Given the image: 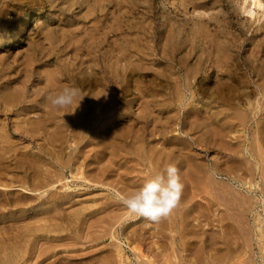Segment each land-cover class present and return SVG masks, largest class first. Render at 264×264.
<instances>
[{
    "label": "rangeland",
    "instance_id": "obj_1",
    "mask_svg": "<svg viewBox=\"0 0 264 264\" xmlns=\"http://www.w3.org/2000/svg\"><path fill=\"white\" fill-rule=\"evenodd\" d=\"M63 1L64 0H55L56 5L51 8L44 5L31 9L23 7L24 9L22 12L24 14V19L28 16L30 20H28L23 31L22 26L20 29L14 31L17 32L16 34L20 37L15 43H3L2 38H0V62H5V64L10 62L12 65H15V71L9 69L10 75L14 76L17 69L23 66L24 59L31 53V47H27V44L39 42L40 44L38 43L39 45L36 47L38 52L42 50V53H39V56L42 57L39 63L44 62L45 65L35 68L34 85L29 89L28 94H31L33 91L36 92L37 90L35 89L37 87H43L45 82L43 78H39L36 73L38 74L46 68L45 71H50L49 74L53 73L54 76H51L54 78L58 67L63 62L69 63V50L71 47H65V41L69 42V35L74 32L82 34L86 27H91L97 22V25L101 26L100 28H103L102 30H104V32L110 28L115 29L113 33H115L116 36L111 39V41L113 40L112 43L115 45L113 47H100L101 49L103 48V50L106 49L104 50L106 53L107 51L108 53L111 51V53L108 54V56L110 55L109 57L112 58L111 63L109 62L108 64V62L105 61L103 66H106L105 68L110 71L112 70L111 72L114 75V79L115 81L117 80L116 84H118H115V86L125 88L126 91L121 93L116 88V93H119L117 94L118 96L116 95L113 108L108 110L110 112L107 110L105 112V110H103L99 112L100 114H97V116L94 115L93 119H90L91 114H89L90 118L89 116L88 118L90 121L92 120V123L88 120L89 124L87 125L88 127H92L88 131L85 129L86 132L84 131L85 134L80 141L77 139L74 140L76 145L72 142L73 139L71 140L70 138L68 140L65 136L59 140H56L57 136L55 138L53 137V139L49 136L51 140L47 141L42 134L34 136L33 139L31 138L33 140L31 142L27 136L24 137L23 134L18 132L15 137H12L14 140L11 139L13 142L15 139L17 140L13 145L14 147L9 144H6L5 147L3 146L5 143L0 144V155L3 156H0V182L6 184L5 187H0V235L2 237H0V248L2 250L6 248L12 249L15 245L23 244L24 251L22 253L25 256H21L18 264H24L26 261L28 264H85L83 261L79 263L78 261L73 262L72 260L83 256L92 257L93 255L95 257L97 256L98 264H109L110 258L108 259V256H113V258L116 257L113 253H117L116 244H121L123 247V254H125L126 261L124 258L121 260L122 262L124 260V264H146L138 258H135L134 251L131 249L135 246V243L139 245L137 247L141 246V253L143 252L147 255L142 253L146 256L145 258L148 259V256L153 254L150 256L152 260L154 259L152 264H157L159 262L161 264H171L172 262V264H182V262L183 264H264V244H260V242L264 243V236H261L260 232L257 231L258 223L256 221V216L259 213L261 214V219H263V209L261 207L262 193H260L259 190L254 191V185L256 183H258L260 187L264 186V180H260L264 177L253 180L252 177L247 176L248 179L251 180L243 181L246 177L244 175L242 176V167L244 163L242 164L243 154L241 148H243L244 144L252 142L250 139H253L255 134H253L254 128L251 125L250 127L249 125L244 127L240 124L241 115L243 114L240 115V113L242 110L241 108L245 106L244 99L249 100L250 98V100L254 101V97L251 98L252 95L249 98L245 96L242 97L238 95V91H240V88L241 90L243 88V90L247 89L244 82L247 81V77H250V74L247 69H243L241 66L235 68L233 65L227 67L224 66V64L222 66L220 64L216 67V71H218L220 75L218 74L216 76L218 72L215 73L216 71H214L212 74L213 80L209 75L211 73L210 59L213 58V54L219 47L226 49V54L224 53V56L231 58L230 64L231 62H234V64L242 63V61L251 64L254 63L256 57L251 51L249 52V49L250 46H252V44L254 46L256 42L257 44H255V46H258V49H263L264 51V15L262 14L264 13V7H255L251 15L247 13L248 11L246 10H248V7H246L247 4L243 2V0H89L90 5L94 6V1L97 4H95L96 6L93 9H89L87 3H82L84 0H78L81 2L82 6L80 5L75 10L76 7H70L71 9L67 8ZM1 7L2 4L0 0V8ZM78 11L80 12L77 13ZM11 16H13V14ZM96 17L97 19H95ZM109 35H111V33ZM253 46L251 49L254 48ZM184 51L185 53H183ZM252 57L254 59H251ZM232 59L234 61H231ZM261 61L262 59H258V63L260 62L261 64ZM221 70L227 73L228 77H226L227 75ZM165 71H167V73ZM126 72L131 75L128 74L127 76ZM186 73L189 79L193 81L191 82L188 79L187 82L190 81V84L187 87L184 81ZM222 73L225 75L223 76ZM124 76L129 80L127 83L126 80L123 79ZM172 76L175 78H172ZM214 76L217 80L221 81L214 79ZM225 78L229 80L226 81ZM172 79L174 80V84L171 82L173 81ZM37 80L41 81L38 83ZM214 82L218 83L214 84ZM38 84L40 86H38ZM172 85L178 86L173 87ZM231 85L232 87L238 85L237 88L235 87V91L233 90L234 92L228 91L232 89ZM99 87L100 85H92L84 89L86 92H83L88 93L95 88L97 93L101 89L100 87L98 90ZM166 87H168L167 90ZM170 87H173V90ZM174 88L178 91H174ZM207 89L210 90L209 93ZM93 92L95 93V90ZM29 96V98H33L35 95L32 93V95ZM143 96L145 98H143ZM241 97L243 98L242 100H240ZM83 102L88 104L90 100L87 101V99L84 98ZM141 103H144L146 106ZM146 103H148V105ZM45 106L43 104L41 107L44 108ZM232 111L235 112V117ZM32 112L41 115V111H31L30 114ZM236 112L237 114L239 113L240 119L237 117L238 115ZM242 112H244V110H242ZM35 113L34 115L31 114L32 116L30 115L29 117H38L39 114L37 115ZM2 116H0V129L3 127V118L5 117ZM22 116L23 115L20 114H12L10 118L12 117L13 119L15 117L17 119L14 118V120L21 122L25 119ZM18 117L19 119L22 118V120L19 121ZM78 119L82 120L80 117H78ZM10 123L8 127H12V121H10ZM206 123L207 125L211 123V126L209 125L211 129L209 128L208 130L209 126L204 128ZM250 123L251 121L249 124ZM47 124H49L50 128V125H52V127L57 125V123ZM191 124H193V127ZM196 124L198 126H196ZM49 127L48 130H50ZM203 128L205 131L202 130ZM51 129L53 130L55 128ZM52 130L50 131L52 132ZM251 136L253 137L250 138ZM43 142H45L46 145ZM48 142H52L53 144ZM15 145H17V148ZM47 146L51 149H48ZM55 146H58V148ZM54 147L57 150H55ZM238 147L240 149H238ZM12 148L16 149L13 150ZM108 148H110V150ZM2 149H4L5 154L4 152L2 153ZM6 149H12L13 152L16 150L15 153L17 152V156H15V160L11 157L14 153L8 150L10 151L8 154ZM46 149H48V151ZM61 149L62 153H56ZM147 150H151L152 152H148ZM18 151L22 152L19 153ZM108 151L110 152L108 153ZM178 151L181 153L179 154ZM159 153H161L162 156H160ZM26 155L27 157H25ZM56 155L58 156V160H56ZM66 155L68 158L64 159ZM165 155L167 158H165ZM153 156L156 160L154 163L155 165H153L152 162L154 161ZM156 156L157 159L159 158L161 160H157ZM54 157L56 159H54ZM159 161L164 162V164L162 162L160 164L163 165L157 164ZM170 162L175 163L180 169L182 183L184 184L180 200L172 209L171 215L169 214L166 217H162L159 221H150L144 217H139L130 213L123 205L122 197L131 194L133 190L141 187L145 180L149 178L150 173L162 171L164 169L163 167H166ZM62 163L64 165H62ZM150 165H152L151 167L153 168L156 166V169L157 167L158 169L156 170L154 168L155 170H152ZM158 165H160L162 169ZM227 167L228 169H223ZM80 170H83L82 172L84 173L80 174ZM239 171H241V173ZM209 173H211V176ZM205 174L206 178L204 176ZM186 176H188V181L184 180ZM211 177L213 179H211ZM207 178L210 183L207 182ZM57 179L61 180L58 181ZM201 179H206L205 181L203 180L206 182L203 186ZM22 180L24 181L22 182ZM219 180L228 185L224 186L222 183L221 185L223 186H221ZM211 181L214 182L213 184H216L217 187L212 185ZM217 182L219 183L217 184ZM40 184L41 186H39ZM209 184L212 186H209ZM198 185H200V188L197 187ZM20 186L35 188L33 190L35 193H25V191L23 192L24 189ZM213 189L216 193L213 192ZM227 189H229L228 192ZM231 189L234 191L236 190V193L233 191L230 192ZM13 190L15 192H13ZM221 190H225L227 194ZM189 191H191V193ZM234 193L235 195L237 193L239 194L235 196ZM28 194L31 196L28 197ZM220 194H224V197L229 195V198H231L225 197L223 199V195L221 197ZM244 194L248 197L251 194V201L247 196H245L247 197L245 203L243 201L246 199H242L243 201H241V197ZM214 195L217 196L215 197ZM239 195L241 196L239 197ZM194 197L195 199H193ZM201 197L203 198L202 200ZM217 197L218 202L215 199ZM219 199L223 200L224 203L226 201L228 203L226 202L224 205ZM227 199L232 200L228 201ZM14 200L16 202L19 200L17 202L19 205H16L17 203ZM219 202L222 204L220 205ZM242 202L246 205L247 209L242 205ZM204 203L208 204V210ZM179 205L182 206V209L179 208ZM197 205H200L199 208ZM228 205L230 206L228 207ZM231 205L233 208L235 207L234 210ZM224 206L228 209L231 208L230 211H233H231L232 214L227 211V208V210H225ZM81 208L86 211L84 210L83 213ZM236 208L239 209L237 210ZM54 209L56 211L63 209V211L61 210L56 213ZM202 209L205 211L203 210V212ZM173 210H175V213ZM196 210L203 212L202 215ZM80 211L82 212L81 215ZM236 211L237 213H234ZM191 212L196 216H193L195 218L192 217L193 214ZM196 212L199 214H195ZM240 212L244 219L240 217ZM42 213L43 215L49 214L50 218L48 219L52 222L57 221L61 227L54 231L52 228V233L50 231L47 233V230L41 231V233L38 231L35 233V230L32 231V229L37 227L36 224L39 225L44 223V220L42 222L37 221L39 217H42L39 216L42 215ZM228 214L231 216H227ZM237 215H239V217ZM33 216L35 218H33ZM168 216H173V218L171 217V219ZM218 217L220 218L218 219ZM233 217L236 218L234 221ZM32 218L36 219V221L32 220ZM81 218L82 220L86 219L83 222ZM120 219L121 221L118 222ZM180 219L183 221H180ZM27 220H30V222L32 221V224L30 222L27 223ZM219 220L220 223L218 222ZM239 221H241V225L239 223V225L237 224ZM180 222L182 223L180 224ZM191 222H194L196 225ZM243 224L245 226L247 224L248 227H243ZM222 226H225L223 227L225 230L221 228ZM138 227H142V230ZM128 228L129 230L134 229V231L131 230L133 231L131 233ZM75 230H78V232ZM137 230H139L140 233H138L139 231ZM245 231L248 233H245ZM28 232L30 233L27 234ZM110 232H114L117 239H112V233ZM226 233H228L230 237L229 240H232L231 244ZM123 234L125 235L123 236ZM136 234L138 235L135 236ZM182 234H185V236ZM223 234H225V237ZM80 235L82 237H80ZM139 235L143 237L141 238ZM162 235L163 237H161ZM213 236L214 238H212ZM22 237H24L25 240H23ZM27 237L31 239L29 240ZM62 237H65V240ZM140 238L141 241H139ZM33 240L34 242H31ZM25 242L27 245H25ZM232 242L234 243L232 244ZM95 244L98 245L95 246ZM164 244H166L167 247ZM182 244L184 245L183 248ZM173 245L175 247H173ZM259 245H263L260 246V251L259 247L257 248ZM80 247L81 250H79ZM92 247L94 249H92ZM233 247L235 248L234 250ZM147 248L148 251L146 252ZM149 248H151V250H149ZM153 248L156 249V252L152 250ZM107 249H109L108 251L110 252H108ZM170 249H173L171 250L173 251L172 253H174L173 255L169 253ZM157 250H159V253ZM81 251L82 253H80ZM90 251L91 253H88ZM160 251H164V253ZM175 251L177 253L179 251L178 255L177 253L175 254ZM231 252L233 253V257L230 254ZM1 254L3 257L4 253H0V255ZM98 254H100V256L102 254L103 257L101 256L99 259ZM167 254L169 257H167ZM155 255H158L157 260L159 261L156 260ZM170 256H174L171 262L169 261ZM184 257L187 259L185 260ZM58 258L59 260L57 261ZM113 258L111 260L112 263L119 264V259H117L118 261L116 260L118 256L115 259ZM151 258H149L150 261ZM174 258L176 260L175 263ZM50 259L54 261H50ZM102 260L105 262H102ZM64 261L67 262L65 263ZM106 261L108 263H106Z\"/></svg>",
    "mask_w": 264,
    "mask_h": 264
},
{
    "label": "bare ground",
    "instance_id": "obj_2",
    "mask_svg": "<svg viewBox=\"0 0 264 264\" xmlns=\"http://www.w3.org/2000/svg\"><path fill=\"white\" fill-rule=\"evenodd\" d=\"M243 2H245L246 4H247V6L246 7H248V10H246V11H248L247 13H249V14H253V11H254V8L255 7H264V2H263V0H243ZM63 3L65 4V6L67 7V8H70V7H76L75 8V10L77 9V7H79L80 5H81V2L80 1H78V0H64L63 1ZM82 3H87V7L89 8V9H93L97 4H96V2L94 1V3L96 4H94V6H92V5H90V2H89V0H84V1H82ZM183 3H186V2H183ZM1 4H2V7L0 8V19H1V28H0V38H2V40H3V43H10V42H14L15 43V41H18V39L20 38L19 37V35H17L16 33L17 32H14L15 30H17V29H20L21 28V26H22V31L25 29V27H26V25H27V22H28V20H30V18H28V16H26V18L24 19V14H23V7H25L26 9H31V8H35V7H40V6H47L48 8H51V7H54L55 5H56V2H55V0H1ZM61 5V4H60ZM62 6V5H61ZM82 6V5H81ZM64 7V6H63ZM103 7V6H102ZM71 9V8H70ZM61 10V9H60ZM98 10V9H97ZM103 10V9H102ZM111 10V9H110ZM104 11V10H103ZM119 11V10H118ZM67 12V11H66ZM69 12V11H68ZM80 11H78L77 13H79ZM264 12V11H263ZM13 14V16H11ZM263 15H264V13H262ZM90 17V16H89ZM24 19V20H23ZM95 19H97V17L95 18ZM92 22V21H91ZM90 22V23H91ZM94 23V22H93ZM93 25V24H92ZM84 26V25H83ZM164 26V25H163ZM75 27V26H74ZM77 27V26H76ZM101 26H98L97 25V22H95L94 23V25L93 26H91V27H86L85 28V30L82 32V34L81 33H79V34H77V33H71L70 35H69V42H67V41H65V47H71L70 48V50H69V53H70V61H69V63H62L59 67H58V69H57V72L55 73V77L54 78H52V76L51 75H53V73L52 74H49V72L50 71H48V70H46L45 71V69L43 70V71H41L40 73H36V75L39 77V78H43V80L45 81L44 82V86L43 87H41V88H36L35 90H37L36 92L35 91H33L32 93L35 95V96H33V98H29L30 96L29 95H32V93L31 94H28L29 93V89L31 88V86H33L34 84H33V82H34V70H35V68L36 67H41V66H43V65H45L44 64V62H41V63H39V61L42 59V57L41 56H39V53L41 52L42 53V50L41 51H37V49H36V47H37V45H39L40 43L39 42H32V43H28L27 44V47H31L30 48V54H28V56H27V58L26 59H24V63H23V66L22 67H20V68H18L17 69V71L14 73V76H11L10 75V72H9V69H12V71H15L14 69L16 68L15 67V65H12V63H6L5 64V62L4 63H2V62H0V116H5L4 118H3V127L0 129V144H4L5 143V145H3V146H5L6 147V144H9L10 146H13L14 144H15V141L17 142V140L15 139V141L13 142L12 140H14V139H12V137H15V135H17V132L18 133H21V134H23V136L25 137V136H27L28 137V139L32 142L33 140V138H34V136H36V135H41L42 134V136L44 135L45 136V139L48 141V140H51L50 139V137H52V139H53V137L55 138L56 136H57V138H56V140H59V139H61V138H63L64 136L69 140L70 138H71V140L73 139V141L72 142H74V140L75 139H77V140H79L80 141V139H82V137L84 136V134H85V129L88 131V130H90V128L92 127V126H89L88 127V125L87 124H89V121H90V119H93V117H94V115H96L97 116V114H100L99 112H101V111H103V110H105V112H106V110L108 111L110 108H113V104H114V100L116 99V95L119 93V92H121V93H124L126 90H125V88H119V86L117 87V86H115V84H116V81H115V79H114V75L112 74V70L110 71V70H108L107 68H105L104 66H103V63L106 61V62H108V64H109V62L111 63V60H112V58L111 57H109L108 56V54L109 53H111V51H109V53H108V51H107V53H106V51H104V50H106V49H104L103 50V48L101 49L100 47H113L115 44H113L112 42H113V40L111 41V39L112 38H115L114 36H116L115 35V33H113V30H115L114 28H110L109 30H106L105 32H104V30H102L103 28H100ZM83 30V29H82ZM21 31V30H20ZM42 31V30H41ZM76 31V30H75ZM111 33V35H109ZM136 33V32H135ZM134 40V39H133ZM164 40V39H163ZM135 42H136V40H135ZM261 42V41H260ZM39 43V44H38ZM178 43V42H177ZM253 43V42H252ZM53 44V43H52ZM61 44H62V41H61ZM215 44V43H214ZM255 44H257V42L256 43H254V46H253V44H252V46L254 47V48H252L251 49V47L252 46H250V49H249V52L251 51V53L256 57V60H255V62L254 63H248V62H246V61H242V63H235L234 64V62L232 63L231 62V64H230V59L231 58H227L226 56H224L226 53H225V51H226V49L225 48H220L219 47V49L217 48V50H216V52L213 54V58H211L210 59V67H211V73L209 74L210 75V78L213 80V78H212V74H213V72L214 71H216L217 70V66H219L220 64H221V66L224 64V66H229V65H233L235 68H238L239 66H241V68H243V69H247L248 70V72H249V74H250V77H247V81H245L244 82V84H246V87H247V89H245V90H241V88H240V91H238V95H240V96H245V97H247V98H249L251 95V98L252 97H254V101H252V100H250V98H249V100L247 99H244V101H245V103H244V108H241L242 110H244V112H242V110H241V113H240V115H241V119H240V117H239V113L237 114V110H236V108H235V110L237 111L236 112V114L238 115H236L237 117H239V119L241 120V122H240V124L241 125H243L244 127H246V126H248L249 125V127H250V125L254 128V132H253V134H255V137L253 138V139H250V140H252V142H249V144H244V146H243V148H241V152H242V154H243V161H242V164H243V174H242V176L244 175L245 177H246V179L244 180L243 179V181H246V180H249L248 179V177L247 176H249V177H252V179L253 180H255V179H258V178H263L264 177V51H263V49H258V46H255ZM177 45V44H176ZM128 46V45H127ZM129 47H130V45H129ZM177 47V46H176ZM217 47V46H216ZM171 48V47H170ZM263 48V47H262ZM110 49V48H109ZM112 49V48H111ZM119 49V48H118ZM206 49H208V48H206ZM185 50V49H184ZM261 50V51H260ZM209 51V50H208ZM37 52H38V57H37ZM104 52V53H103ZM40 53V54H41ZM181 53H182V51H181ZM183 53H185V51L183 52ZM225 53V54H224ZM251 53H250V55H251ZM47 54V53H46ZM120 54V53H119ZM199 54H200V52H199ZM49 55V54H48ZM46 56V55H45ZM197 56H198V54H197ZM47 57V56H46ZM84 57H87V58H84ZM115 57V56H114ZM230 57H232V56H230ZM234 57V56H233ZM123 58V57H122ZM208 58V57H207ZM209 59V58H208ZM207 59V60H208ZM248 59V58H247ZM251 59H254L253 57L251 58ZM258 59H262V63L260 64V62L258 63ZM229 60V61H228ZM199 61V60H198ZM201 61V60H200ZM231 61H234L233 59L231 60ZM121 62V61H120ZM257 62V63H256ZM118 63V62H117ZM205 63V62H204ZM203 63V64H204ZM54 64V63H53ZM259 64V65H258ZM118 65V64H117ZM133 65V64H132ZM53 66V65H52ZM220 66V67H221ZM115 67V66H114ZM183 67V66H182ZM193 67V66H192ZM227 67H226V69H227ZM230 67V66H229ZM50 68V67H49ZM121 68V67H120ZM225 68V67H224ZM48 69V68H47ZM54 69V68H53ZM168 69H170V68H168ZM225 69V70H226ZM194 70V69H193ZM197 70V69H196ZM207 70V69H206ZM223 70V69H222ZM221 70V71H222ZM54 71H55V69H54ZM138 71V70H137ZM191 71V70H190ZM220 71V72H221ZM157 72H158V70H157ZM164 72V71H163ZM166 73H167V71H165ZM186 72V71H185ZM218 71H216L215 73H217ZM223 72V71H222ZM227 72V71H226ZM127 73V72H126ZM223 73H225V72H223ZM222 73V74H223ZM128 74L129 73H127V76H128ZM190 74V73H189ZM219 74V72L216 74V76ZM227 76L226 77H228V74L227 73H225ZM225 74H223V76L225 75ZM129 75H131V74H129ZM198 75V74H197ZM220 75V74H219ZM54 76V75H53ZM165 76V75H164ZM174 76H176V75H174ZM192 76V75H191ZM190 76V78L192 79V77ZM134 77V76H133ZM132 77V78H133ZM170 77V76H169ZM221 77H222V75H221ZM165 78V77H164ZM172 78H175V77H173L172 76ZM177 78V77H176ZM123 79H125L126 80V83L129 81V80H127V78H126V76H124L123 77ZM189 79V76L187 75V73H186V75H185V78H184V81H185V85H186V87L187 86H189V82L191 81L190 79V81L189 82H187V80ZM214 79H216V77L214 76ZM219 79H221V78H219ZM226 79V78H225ZM233 79V78H232ZM147 80H149V79H147ZM152 80V79H151ZM173 80V79H172ZM175 80H177V79H175ZM217 80V79H216ZM215 80V81H216ZM227 80H229L228 78L226 79V81ZM38 81V83L41 81V80H37ZM133 81V80H132ZM139 81H141V82H143L142 80H139ZM178 81V80H177ZM176 81V82H177ZM197 81V80H196ZM217 81H221V80H217ZM223 81V80H222ZM131 82V81H130ZM155 82H156V80H155ZM171 82H173V84H174V80L173 81H171ZM191 82H193V81H191ZM198 82V81H197ZM229 82V81H228ZM150 83V82H149ZM164 83V82H163ZM213 83V82H212ZM215 83H218V82H214V84ZM232 83V82H231ZM125 84V83H124ZM155 84V83H154ZM153 84V85H154ZM159 84V83H158ZM175 84H178V83H175ZM238 84V83H237ZM92 85H97V86H99L100 85V87H101V89H100V87L98 88V90L100 89V91H98L97 93H96V89L95 88H93L94 90H95V93L93 92V91H90V92H88V93H85L86 91L84 90V89H86V88H88V87H90V86H92ZM116 85H118V84H116ZM139 85V84H138ZM161 85H162V83H161ZM217 85V84H216ZM225 85V84H224ZM38 86H40L39 84H38ZM42 86V85H41ZM65 86H74V87H78V88H80L81 89V91H82V95L81 96H79V97H77V99H76V101H74V103L72 104V105H70V106H68L67 108H64V109H57V108H54L52 105H51V103H50V101H49V96L50 95H52V94H54V93H56V92H58V91H60V90H62ZM136 86V85H135ZM159 86V85H158ZM157 86V87H158ZM173 87H177V86H175V85H172ZM211 86V85H210ZM213 86V85H212ZM235 86V85H234ZM238 86V85H237ZM237 86H235L236 88H237ZM146 87V86H145ZM144 87V88H145ZM173 87L171 88L172 90H173ZM196 87V86H195ZM235 87H232V85H231V88L232 89H229L228 91H235ZM33 88V87H32ZM116 88H117V90L119 91L118 93H116ZM167 88L168 87H166V90H167ZM193 88V87H192ZM207 88H208V86H207ZM220 88V87H219ZM226 88V87H225ZM131 89V88H130ZM140 89V88H139ZM142 89H143V87H142ZM178 89H179V87H178ZM138 90V89H137ZM154 90V89H153ZM165 90V89H164ZM165 90V91H166ZM208 90V89H207ZM83 91H85V92H83ZM132 91V90H131ZM141 91V90H140ZM171 91V90H170ZM174 91H178L177 89L175 90V88H174ZM191 91V90H190ZM197 91V90H196ZM209 91L210 90H208V93H209ZM233 91V92H234ZM91 92H93V93H91ZM173 92V91H172ZM188 92H189V90H188ZM193 92V91H192ZM212 92V91H211ZM217 92V91H216ZM131 93V92H130ZM137 93V92H136ZM144 93V92H143ZM151 93V92H150ZM171 93V92H170ZM175 93V92H174ZM173 93V94H174ZM181 93V92H180ZM200 93V92H199ZM221 93H223V92H221ZM227 93H229V92H227ZM133 94H135V93H133ZM138 94V93H137ZM141 94V93H140ZM176 94V93H175ZM178 94V93H177ZM193 94V93H192ZM191 94V95H192ZM217 94V93H216ZM136 95V94H135ZM171 95V94H170ZM182 95H183V91H182ZM234 95V94H233ZM118 96V95H117ZM126 96V95H125ZM141 96V95H140ZM145 96V95H144ZM143 96V98H145ZM156 96V95H155ZM166 96V95H165ZM174 96H176V95H174ZM222 96V95H221ZM232 96V95H231ZM95 97V98H94ZM154 97V96H153ZM157 97V96H156ZM159 97V96H158ZM162 97H164V96H162ZM240 98V100H242L243 98ZM84 98L85 99H87V101H89L90 100V103H88V104H86V103H84L83 102V100H84ZM95 100H94V99ZM143 98H141V99H143ZM179 98H180V96H179ZM229 98H230V95H229ZM141 99H139V100H141ZM234 99V98H233ZM237 99V98H236ZM94 100V101H93ZM138 100V99H137ZM104 101V102H103ZM229 101V100H228ZM235 101V100H234ZM236 101H238V100H236ZM46 103V104H45ZM144 103H145V101H144ZM144 103L142 104V105H144ZM190 103V102H189ZM44 104V106L46 107V108H48V109H46L45 107L44 108H42L41 106ZM147 105H148V103H146ZM142 105H141V107H142ZM230 105V104H229ZM236 105V104H235ZM235 105H233V106H235ZM48 106V107H47ZM124 106V105H123ZM144 106H146V105H144ZM232 106V107H233ZM149 107V106H148ZM241 107V106H240ZM143 108V107H142ZM142 108H140V109H142ZM228 108V107H227ZM238 109V108H237ZM123 110V109H122ZM233 110V109H232ZM240 110V109H239ZM31 111H41V115L39 114V116L38 117H34L33 116V118L32 117H29L31 114H33L34 115V113L32 112L31 114H30V112ZM104 112V113H105ZM108 112H110V111H108ZM233 112V111H232ZM234 113V117H235V112H233ZM12 114H20V115H23L22 117H24L25 119L23 120V121H21L22 120V118L21 119H19V117H18V119H19V121H21V122H18V121H16V120H14V118L12 119V117L10 118V116L12 115ZM35 114H37V113H35ZM37 114V115H38ZM89 114H91V118H90V115ZM36 115V116H37ZM2 116V117H3ZM32 116V115H31ZM88 116H89V118H88ZM78 117H80V118H82V120H79L78 119ZM236 117V118H237ZM12 119V120H11ZM15 119H17V118H15ZM58 119V120H57ZM238 119V118H237ZM238 119V120H239ZM89 120V121H88ZM237 120V121H238ZM1 121V120H0ZM10 121H12V127H8V125H9V123H10ZM92 121V120H91ZM90 121V122H91ZM94 121V120H93ZM109 121V120H108ZM251 121V123L249 124V122ZM127 122V121H126ZM43 123V124H42ZM47 123H57V125H55V127H52V125H50L51 126V128H55V129H51L50 127H49V124H47ZM92 123V122H91ZM90 123V124H91ZM221 123V122H220ZM1 124V123H0ZM11 124V123H10ZM53 124V125H54ZM140 124V123H139ZM194 124V123H193ZM193 124H191L192 125V127H193ZM211 124V123H210ZM209 123H208V125H207V123L205 124V125H203V126H205L204 128H206L207 126H209L210 125ZM195 126V125H194ZM196 126H198L197 124H196ZM211 126V125H210ZM210 126L208 127V130H209V128H210ZM1 127V126H0ZM48 127H49V129L50 130H52V132L50 131V130H48ZM191 127V126H190ZM105 128V127H104ZM140 128V127H139ZM204 128L202 129V130H204ZM188 129V128H187ZM198 129V128H197ZM211 129V128H210ZM140 130V129H139ZM165 130V129H164ZM189 130V129H188ZM253 130V129H252ZM85 131V132H84ZM187 131V130H186ZM205 131V130H204ZM211 131V130H210ZM111 132V131H110ZM135 132H137V131H135ZM141 132V131H140ZM104 134V133H103ZM163 134V133H162ZM252 134V135H253ZM106 135V134H105ZM139 135V134H138ZM250 135V134H249ZM20 136V135H19ZM50 136V137H49ZM119 137H121V136H119ZM132 137V136H131ZM253 136H251L250 138H252ZM32 138V139H31ZM42 138V137H41ZM107 138V137H106ZM134 138V137H133ZM132 138V139H133ZM12 139V140H11ZM42 140V139H41ZM43 140H44V138H43ZM46 140H44L45 142H46ZM96 140V139H95ZM61 141V140H60ZM108 141V140H107ZM112 141V140H111ZM111 141H109V142H111ZM120 141V140H119ZM45 142H43V143H45ZM76 142H78V141H76ZM34 143H35V141H34ZM47 143V142H46ZM46 143H45V145H46ZM48 143H51V144H53L52 142H48ZM75 143V142H74ZM79 143V142H78ZM77 143V144H78ZM41 144H42V142H41ZM104 144H106V143H104ZM59 145V144H58ZM61 145V144H60ZM75 145H76V143H75ZM91 145V144H90ZM121 145H124V144H121ZM236 145V144H235ZM234 145V146H235ZM17 145H15V147H16ZM25 146H27V145H25ZM143 146V145H142ZM164 146V145H163ZM162 146V147H163ZM239 146V145H238ZM9 147V146H8ZM14 147V146H13ZM48 147V146H47ZM46 147V148H47ZM52 147V146H51ZM55 147H57L58 148V146H55ZM54 147V148H55ZM65 147V146H64ZM109 147V146H108ZM111 147H112V145H111ZM121 147V146H120ZM3 148V147H2ZM11 148V147H10ZM17 148V147H16ZM16 148H12L13 150L14 149H16ZM107 148V147H106ZM113 148V147H112ZM119 148V147H118ZM142 148V147H141ZM175 148V147H174ZM12 149H6V151L8 152V154H9V152L10 151H12V153H14V154H12L11 155V157H13L14 158V160H15V156H17V152L15 153V151L13 152V150ZM48 149H51V148H49L48 147ZM48 149H46L47 151H48ZM109 150H110V148H108ZM107 149V150H108ZM238 149H240L239 147H238ZM8 150H10V151H8ZM19 150H21V149H19ZM55 150H57L56 148H55ZM76 150V149H75ZM153 150V149H152ZM160 150V149H159ZM180 150V149H179ZM24 151V150H23ZM74 151V150H73ZM142 151V150H141ZM148 152H150L151 150H147ZM171 151V150H170ZM181 151V150H180ZM180 151H178L179 152V154L181 153ZM189 151H190V149H189ZM233 151H235V150H233ZM4 152V149H2V153ZM19 152V151H18ZM20 152H22V151H20ZM19 152V153H20ZM56 152V151H55ZM67 152V151H66ZM65 152V153H66ZM72 152V151H71ZM110 151H108V153H109ZM152 152V151H151ZM164 152V151H163ZM236 152V151H235ZM56 153H62V149L59 151H57ZM73 153V152H72ZM72 153H71V155H72ZM177 153V152H176ZM194 153V152H193ZM4 154H5V152H4ZM16 154V155H15ZM146 154V153H145ZM160 154V156H162L161 155V153H159ZM238 154V153H237ZM21 155H22V153H21ZM24 155V154H23ZM148 155V154H147ZM156 155H158V154H156ZM183 155V154H182ZM0 156H2V155H0ZM5 156V155H4ZM57 156V155H56ZM140 156V155H139ZM146 156V155H145ZM155 156V155H154ZM153 156V159L155 158ZM159 156V157H160ZM168 156V155H167ZM3 157V156H2ZM1 157V158H2ZM19 157H20V155H19ZM25 157H27V155L25 156ZM142 157V156H141ZM149 157V156H148ZM147 157V158H148ZM151 157H152V155H151ZM185 157V156H184ZM68 157H67V155L65 156V158L64 159H67ZM164 158V157H163ZM165 158H167L166 157V155H165ZM226 158V157H225ZM21 159H22V157H21ZM25 159V158H24ZM54 159H56L55 157H54ZM149 159H150V157H149ZM156 159H157V156H156ZM175 159V158H174ZM186 159V158H185ZM23 160V159H22ZM56 160H58V156H57V159ZM146 160V159H145ZM152 160V159H151ZM157 160H161V159H157ZM171 160V159H170ZM226 160V159H225ZM18 161H20V160H18ZM66 161V160H65ZM149 161V160H148ZM186 161V160H185ZM188 161V160H187ZM199 161H201V160H199ZM21 162V161H20ZM20 162H17V163H20ZM59 162H60V160H59ZM153 162V165H155L154 163L156 162V160L154 159V161H152ZM151 162V163H152ZM162 162V161H161ZM160 161H159V163H157V164H160L161 163ZM164 162H165V159H164ZM164 162H162L163 164H164ZM173 162V161H172ZM171 162V163H172ZM67 163V162H66ZM65 163V164H66ZM187 163V162H186ZM189 163V162H188ZM231 163V162H230ZM61 164V163H60ZM68 164V163H67ZM66 164V165H67ZM150 164V163H149ZM157 164H156V166H157ZM163 164H160V165H163ZM227 164V163H226ZM62 165H64L63 163H62ZM160 165H158V166H160ZM236 166H238L237 164H235ZM152 165H150V167H151ZM156 166L154 167L155 169H156ZM165 166V165H164ZM189 166V165H188ZM205 166V165H204ZM239 166H240V164H239ZM161 167V166H160ZM185 167H186V165H185ZM226 167V166H225ZM7 168V167H6ZM153 167H151V169L153 170L154 169ZM164 168V167H163ZM184 168V167H183ZM47 169V168H46ZM154 169V170H155ZM157 169H158V167H157ZM156 169V170H157ZM160 169V168H159ZM161 169H162V167H161ZM160 169V170H161ZM223 169H228V167L227 168H223ZM48 170V169H47ZM233 170V169H232ZM81 172H79L80 174L81 173H84V172H82L83 170H80ZM185 171V170H184ZM183 171V172H184ZM195 171H197V170H195ZM156 172H158V171H156ZM198 172V171H197ZM240 173H241V171H239ZM185 173V172H184ZM207 174H208V172H207ZM211 173H209V175H210ZM231 174H232V172H231ZM239 174V173H238ZM49 175V174H48ZM83 175V174H82ZM205 176V178H206V174L204 175ZM208 176V175H207ZM211 176V175H210ZM2 177V176H1ZM187 177L188 176H186V179H184V180H187L188 181V179H187ZM62 178V177H61ZM64 178V177H63ZM85 178V177H84ZM184 178H185V176H184ZM210 178V177H209ZM51 179V178H50ZM49 179V180H50ZM208 179V178H207ZM211 179H213L212 177H211ZM240 179V178H239ZM52 180V179H51ZM58 181L59 180H61V179H57ZM57 180H55V181H57ZM204 180V179H203ZM202 179H201V181L203 182H201L202 183V186L204 185V183L206 184V182H204ZM242 180V179H241ZM251 180V179H250ZM249 180V181H250ZM260 180H264V178L263 179H260ZM12 181V180H11ZM14 181V180H13ZM24 180H22V182H23ZM198 181V180H197ZM209 181V179L207 180V182ZM214 181V180H213ZM217 181V180H216ZM222 181V180H221ZM6 182V181H5ZM8 182H9V180H8ZM47 182H50V181H47ZM183 182V181H182ZM190 182V181H189ZM189 182H187V183H189ZM212 182V181H211ZM219 182H220V180H219ZM219 182H217V184L219 183ZM262 182V181H261ZM264 182V181H263ZM262 182V183H263ZM10 183V182H9ZM31 183V182H30ZM197 183V182H196ZM198 183L200 184V182L198 181ZM208 183H210V182H208ZM208 183H207V185H208ZM214 182H212V185H215L216 187H217V185L216 184H213ZM216 183V182H215ZM223 182H220V185L222 184ZM32 184V183H31ZM33 184H35V183H33ZM48 184H50V183H48ZM224 184V186L225 185H228V184H225V182L223 183ZM243 184V183H242ZM5 183H3V182H0V187L2 188V187H5ZM12 185V184H11ZM25 185V184H24ZM51 185V184H50ZM189 185H191V184H189ZM212 185H210L209 184V186H212ZM252 185V184H251ZM19 186V185H18ZM39 186H41V184L39 185ZM46 186H47V184H46ZM221 186H223V185H221ZM20 187H22V186H20ZM34 187V186H33ZM45 187V186H44ZM198 188H200V185H198L197 186ZM227 187V186H226ZM229 187V186H228ZM227 187V188H228ZM14 188V187H13ZM13 188H11V189H13ZM24 190H23V192L25 191V193H32L33 192V190L35 189V188H31V187H27V186H25V187H22ZM204 188V187H203ZM202 188V189H203ZM212 188V187H211ZM219 188V187H218ZM230 188V187H229ZM21 189V188H20ZM20 189H19V191H20ZM184 189V188H183ZM201 189V190H202ZM204 189H206V188H204ZM203 189V190H204ZM215 189V188H214ZM213 189V190H214ZM222 189V188H221ZM7 190H8V188H7ZM119 190H121V189H119ZM200 190V191H201ZM209 190V189H208ZM216 190V189H215ZM213 191V192H215L216 193V191ZM225 190H226V188H225ZM225 190H221V191H223L224 193H225ZM228 190L229 189H227V192H228ZM250 190H251V188H250ZM260 191V193H262V209H263V219H261V214L259 213L257 216H256V221H257V223H258V230L257 231H259L260 232V235L261 236H264V186L262 187H260V185H258V183H256L255 185H254V191ZM10 191V190H9ZM199 191V190H198ZM206 191V190H205ZM218 191V190H217ZM220 191V190H219ZM231 191H233V192H235L236 193V190L234 191V190H230V192ZM13 192H15L14 190H13ZM190 193H191V191H189ZM203 192V191H202ZM12 193V192H11ZM33 193H35V192H33ZM127 193H128V191H127ZM189 193V194H190ZM219 193H221V192H219ZM235 193H234V195H235ZM240 193V192H239ZM239 193H237V194H239ZM8 194H9V192H8ZM8 194H6V195H8ZM225 194H227V193H225ZM236 194V195H237ZM242 194V193H241ZM2 195V194H1ZM29 195V194H28ZM50 195V194H49ZM209 195V194H208ZM221 195V194H220ZM223 195V199L226 197H224V194H222ZM222 195H221V197H222ZM231 195V194H230ZM235 195V196H236ZM249 195V194H248ZM31 195H29L28 197H30ZM192 196V195H191ZM215 196V195H214ZM217 196V195H216ZM215 196V197H216ZM241 195H239V197H240ZM244 196V197H243ZM245 196H247L246 194H244V195H242V197H241V201H243L242 199H246L245 201H243L244 203L247 201V197H245ZM250 196H251V194H250ZM250 196L248 197V199L250 200ZM186 197V196H185ZM189 197V196H188ZM193 197V196H192ZM197 197V196H196ZM220 197V198H221ZM238 197V196H237ZM17 198V197H16ZM226 198H229V195H227V197ZM231 198V197H230ZM229 198V199H230ZM235 198V197H234ZM186 199V198H185ZM193 199H195V197L193 198ZM203 198L201 197V200H202ZM216 200L218 199V197L217 198H215ZM214 199V200H215ZM229 199H227L228 201H231V200H229ZM252 199V198H251ZM13 200V199H12ZM221 199H219V201H220ZM234 200H237V199H234ZM239 200V199H238ZM15 201V200H14ZM19 201V200H18ZM17 201V202H18ZM222 201V203L225 205L226 204V202L224 203L223 202V200H221ZM240 201V202H241ZM251 201V200H250ZM255 201V200H254ZM16 202V201H15ZM16 202V203H17ZM184 202V201H183ZM217 202H218V200H217ZM242 202V203H243ZM16 203H13V204H16ZM189 203V202H188ZM220 203V202H219ZM222 203H220V205L222 204ZM228 203V202H227ZM233 203V202H232ZM238 203H239V201H238ZM242 204V205H244V207H246V205L245 204ZM182 204V203H181ZM205 204V203H204ZM212 204V203H211ZM234 204V203H233ZM247 204V203H246ZM249 204V203H248ZM251 204V203H250ZM16 205H19L18 203L16 204ZM89 205V204H88ZM90 205H91V203H90ZM94 205V204H93ZM185 205H187V204H185ZM208 204H205V206H207ZM210 205V204H209ZM238 205V204H237ZM239 205H240V203H239ZM238 205V206H239ZM54 206V205H53ZM95 206V205H94ZM198 206V205H197ZM200 206V205H199ZM199 206H198V208H199ZM213 206V205H212ZM230 205H228V207H229ZM253 206V205H252ZM96 207V206H95ZM182 206H180L179 205V208H181ZM183 207H184V203H183ZM203 207H204V205H203ZM225 207V206H224ZM231 207H232V205H231ZM240 207V206H239ZM244 207H243V209H244ZM56 208V207H55ZM59 208H60V206H59ZM63 208V207H62ZM83 208V207H82ZM82 208H81V211H83V213H84V210H82ZM85 208V207H84ZM178 208V209H179ZM227 207H225V210H227L226 209ZM233 208V207H232ZM235 208V207H234ZM234 208H233V210H234ZM241 208V207H240ZM249 208V207H248ZM65 209V208H64ZM79 209V208H78ZM77 209V210H78ZM182 209V208H181ZM195 209V208H194ZM204 209H206V208H204ZM204 209H202V211L204 210ZM209 209V206H207V210ZM231 209V208H230ZM230 209H228L227 211H229V213L230 214H232L231 213V211H230ZM237 209V208H236ZM235 209V210H236ZM239 209V208H238ZM237 209V210H238ZM245 209H247V207L245 208ZM20 210V209H19ZM49 210V209H48ZM55 210V209H54ZM53 210V211H54ZM62 211H63V209H61ZM60 209L59 210H55L56 211V213L59 211H61ZM180 210V209H179ZM178 210V211H179ZM66 211V210H65ZM80 211V215H81V212ZM86 211V210H85ZM186 211V210H185ZM193 211V210H192ZM196 211H198V210H196ZM205 211V210H204ZM203 211V212H204ZM240 211V210H239ZM43 212V211H42ZM47 212V211H46ZM69 212V211H68ZM75 212V211H74ZM173 212L175 213V210H173ZM199 213H201V215H202V213L203 212H201V211H198ZM233 212V211H232ZM243 212V211H242ZM246 212H248V211H246ZM251 212V211H250ZM16 213V212H15ZM51 213H52V210H51ZM72 213H73V211H72ZM171 213V212H170ZM192 213V212H191ZM193 213H194V211H193ZM192 213V214H193ZM199 213H195V214H199ZM234 213H237V211L236 212H234ZM34 214V213H33ZM38 214V213H37ZM88 214H89V212H88ZM184 214V213H183ZM230 214H228L227 216H229ZM55 215V214H54ZM171 215V214H170ZM174 215V214H173ZM234 215V214H233ZM36 216V215H35ZM39 216H42V217H37L38 218V220L37 221H40V222H42L43 220H44V223L43 224H36V228L35 229H32V231L33 230H35L34 232L35 233H37V231L38 232H40L41 233V231H44V230H47V233H48V231H52L51 229L53 228V231L54 230H58L59 229V227H61L59 224H58V222L56 221V222H52L51 220H49L48 218H50V215L49 214H47V215H43V213H42V215H39ZM53 216V215H52ZM193 216H195L194 214L192 215V217ZM231 216V215H230ZM238 217H239V215H237ZM168 217H170V216H168ZM172 218H173V216H171ZM170 217V218H171ZM180 217H181V214H180ZM196 217V216H195ZM195 217H193V218H195ZM236 217V216H235ZM238 217H236V218H238ZM240 217H242V219H244L243 218V216H241V212H240ZM254 217V216H253ZM33 218H35L34 216H33ZM32 218V220H34V221H36V219H33ZM171 218V219H172ZM179 218V217H178ZM184 218V217H183ZM203 218V217H202ZM206 218H207V216H206ZM205 218V219H206ZM220 217H218V219H219ZM228 218V217H227ZM236 218H234L233 217V221L236 219ZM245 218H246V216H245ZM255 218V217H254ZM23 219V218H22ZM29 219V218H28ZM31 219V218H30ZM86 219V218H85ZM85 219H83L82 220V218H81V220L84 222V220ZM197 219V218H196ZM195 219V220H196ZM204 219V218H203ZM163 220V219H162ZM185 220V219H184ZM207 220H208V218H207ZM213 220H214V218H213ZM231 220H232V218H231ZM25 221V220H24ZM33 221V222H34ZM54 221H55V219H54ZM121 221V219L118 221V222H120ZM173 221H174V219H173ZM178 221H179V219H178ZM180 221H183V220H181L180 219ZM194 221V220H193ZM237 221V220H236ZM242 221V220H241ZM241 221H239V222H237V224L239 223L240 225L242 224V223H240ZM244 221V220H243ZM20 222V221H19ZM23 222V221H22ZM27 223L28 222H30V220L28 221H26ZM32 222V221H31ZM30 222V223H31ZM117 222V223H118ZM169 222V221H168ZM219 223H220V220L218 221ZM254 222H255V220H254ZM25 223V222H24ZM76 223V222H75ZM116 223V224H117ZM170 223V222H169ZM174 223V222H173ZM182 222H180V224H181ZM192 223V222H191ZM190 223V224H191ZM194 223V222H193ZM192 223V224H193ZM197 223V222H196ZM247 223V222H246ZM32 224V223H31ZM35 224V223H34ZM115 224V225H116ZM157 224H159V223H157ZM195 224V223H194ZM238 224V225H239ZM244 224H245V222H244ZM243 224V227H248V223L246 224V226ZM29 225V224H28ZM114 225V226H115ZM133 225H135V224H133ZM178 225H179V223H178ZM196 225V224H195ZM194 225V226H195ZM198 225V224H197ZM238 225H237V228H238ZM81 226H82V224H81ZM139 226V225H138ZM140 226H143V225H140ZM158 226V225H157ZM161 226V225H160ZM172 226V225H171ZM170 226V227H171ZM183 226V225H182ZM3 227V226H2ZM34 227V226H33ZM144 227V226H143ZM174 227V226H173ZM191 227H193V226H191ZM223 227H225V226H222L221 228H223ZM232 227V226H231ZM240 227V226H239ZM130 228H132V227H130ZM134 228V227H133ZM138 228H140V227H138ZM142 228V227H141ZM140 228V229H141ZM179 228H180V226H179ZM64 229V228H63ZM175 229V228H174ZM224 229V228H223ZM241 229H242V227H241ZM3 230V229H2ZM113 230V229H112ZM128 230H129V228H128ZM131 230H133L134 231V229H131ZM131 230H129V231H131ZM142 230V229H141ZM225 230V229H224ZM244 230H247V229H244ZM244 230H242V231H244ZM250 230V229H249ZM26 231V230H25ZM68 231V230H67ZM76 231V230H75ZM128 231V232H129ZM133 231H131V233L133 232ZM137 231H139V230H137ZM173 231V230H172ZM62 232V231H61ZM69 232V231H68ZM67 232V233H68ZM76 232H78V230L76 231ZM108 232V231H107ZM106 232V233H107ZM126 232V231H125ZM128 232H127V234H128ZM182 232V231H181ZM220 232V231H219ZM222 232V231H221ZM226 232V231H225ZM227 232H228V230H227ZM247 231H245V233H246ZM23 233V232H22ZM30 232H28L27 234H29ZM45 233V232H44ZM46 233V234H47ZM52 233V232H51ZM110 233H112V232H110ZM137 233V232H136ZM138 233H140V231L138 232ZM183 233V232H182ZM214 233V232H213ZM217 233V232H216ZM222 233H224V232H222ZM248 233V232H247ZM31 234H33V233H31ZM63 234H64V232H63ZM126 234V233H125ZM125 234H123V236L125 235ZM133 234H135V233H133ZM144 234H145V232H144ZM179 234H181V233H179ZM227 235H228V233H226ZM56 235V234H55ZM54 235V236H55ZM68 235V234H67ZM76 235H77V233H76ZM78 235H79V233H78ZM122 235V234H121ZM138 234H136L135 236H137ZM143 235V234H142ZM140 236L141 238L143 237V236ZM161 235V234H160ZM183 236H185V234H182ZM214 235V234H213ZM218 235V234H217ZM225 234H223V236H224ZM227 235H226V237H227ZM6 236H8V235H6ZM29 236V235H28ZM32 236V235H31ZM105 236V235H104ZM110 236V235H109ZM220 236H222V235H220ZM222 236V237H223ZM0 237H1V235H0ZM30 237V236H29ZM29 237H27L29 240L31 239V238H29ZM66 237H68V236H66ZM80 237H82L81 235H80ZM86 237H88V236H86ZM111 237H113L112 239H114V238H116L117 239V237L115 236V233L113 232L112 234H111ZM110 237V238H111ZM161 237H163V235L161 236ZM225 237V236H224ZM228 237H229V235H228ZM227 237V238H228ZM2 238V237H1ZM5 238V237H4ZM23 238V240H25L24 239V237H22ZM26 238V237H25ZM56 238H58V237H56ZM60 238V237H59ZM62 238H64V240H65V237H62ZM137 238V237H136ZM141 238H140V240L139 241H141ZM159 238V237H158ZM212 238H214V236L212 237ZM28 239H26V240H28ZM33 239V238H32ZM67 239V238H66ZM70 239H72V238H70ZM96 239V238H95ZM99 239H101V238H99ZM230 239V237L228 238V240ZM247 239V238H246ZM18 240V239H17ZM63 240V239H62ZM69 240V239H68ZM72 240H74V239H72ZM126 240V239H125ZM133 240V239H132ZM173 240V239H172ZM212 241H214L213 239H211ZM260 240H262V239H260ZM75 241V240H74ZM77 241V240H76ZM89 241H91V240H89ZM136 241V240H135ZM144 241H145V239H144ZM230 241V240H229ZM232 241V240H231ZM231 241H230V244H231ZM235 241V240H234ZM24 242V241H23ZM28 242H30V241H28ZM27 242V243H28ZM31 242H34V240L33 241H31ZM64 242H66V241H64ZM68 242V241H67ZM138 242V241H137ZM182 242H183V240H182ZM20 243V242H19ZM22 243V242H21ZM36 243V242H35ZM75 243V242H74ZM140 243V242H139ZM143 243V242H142ZM141 243V244H142ZM215 243V242H214ZM213 243V244H214ZM217 243V242H216ZM229 243V242H228ZM234 242H232V244H233ZM264 244L263 242H260V244ZM5 244V243H4ZM15 244V243H14ZM73 244V243H72ZM93 244V243H92ZM137 243H135L134 245L136 246H134V247H132L131 249L134 251V254H135V258H138L140 261H142L143 263H146V264H152L153 263V261H154V259L152 260V258L150 257V256H152V255H150V256H148V259L147 258H145L147 255L145 254V253H143V254H145V255H143L142 253H141V251H140V249H141V246L140 247H137V246H139V245H136ZM167 244V243H166ZM166 244H164V245H166ZM185 244V243H184ZM25 245H27L26 244V242H25ZM96 245H98V244H95V246ZM168 245H169V243H168ZM172 245V244H171ZM244 245H246V244H244ZM4 246V245H3ZM67 246H69V245H67ZM91 246V245H90ZM94 246V247H95ZM131 246H133V245H131ZM157 246V245H156ZM160 246V245H159ZM163 246V245H162ZM183 244H182V248H183ZM186 246V245H185ZM191 246V245H190ZM225 246V245H224ZM229 246H231V245H229ZM260 246H263V245H259V246H257V248L259 247V251H260ZM28 247H29V245H28ZM99 247H101V246H99ZM116 247H117V249H116V251H117V253L116 252H113L115 255L114 256H118V258H116V260L117 259H119V264H124V260H123V262H122V258H124L125 259V254H123L124 252H123V247H122V245L121 244H116ZM166 247H167V245H166ZM165 247V248H166ZM171 247V246H170ZM169 247V248H170ZM173 247H175L174 245H173ZM232 247V246H231ZM91 248V247H90ZM104 248V247H103ZM146 248V247H145ZM156 248V247H155ZM158 248V247H157ZM229 248V247H228ZM71 249V248H70ZM92 249H94L93 247H92ZM159 249V248H158ZM160 249H161V247H160ZM174 249V248H173ZM173 249H170V251L171 250H173ZM235 248L233 247V250H234ZM65 250V249H64ZM67 250V249H66ZM79 250H81V247H80V249ZM88 250V249H87ZM86 250V251H87ZM90 250V249H89ZM109 249H107V251H108ZM112 250V249H111ZM115 250V249H114ZM113 250V251H114ZM142 250V249H141ZM145 250V249H144ZM149 250H151V248H149ZM152 250H155V252H156V249H152ZM163 250V249H162ZM184 250V249H183ZM24 251V245L23 244H18V245H15L12 249L10 248V249H4V250H2L1 248H0V253H4L3 254V257H2V254L0 255V264H18L19 262H20V258H21V256H25V255H23V252ZM72 251H73V248H72ZM84 251V250H83ZM132 251V252H133ZM148 251V248H147V250H146V252ZM158 251V253H159V250H157ZM168 251V250H167ZM169 251V253H172L173 251H171L170 252ZM177 251V250H176ZM175 251V254L177 253ZM27 252H28V250H27ZM64 252H66V251H64ZM69 252V251H68ZM71 252V251H70ZM74 252V251H73ZM77 252V251H76ZM108 252H110V251H108ZM108 252H105V253H108ZM160 252H163L164 253V251H160ZM183 252V251H182ZM242 252V251H241ZM78 253V252H77ZM80 253H82V251L80 252ZM84 253H86V252H84ZM88 253H91V251L90 252H88ZM104 253V254H105ZM112 253V252H111ZM152 253H153V251H152ZM168 253V252H167ZM178 253H179V251H178ZM178 253H177V255H178ZM261 253V252H260ZM62 254V253H61ZM66 254V253H65ZM79 254V253H78ZM87 254V253H86ZM103 254V255H104ZM117 254V255H116ZM149 254H150V252H149ZM165 254H166V252H165ZM174 253H172V255H173ZM231 255H232V257H233V253L231 252L230 253ZM229 254V255H230ZM262 254V253H261ZM27 255V254H26ZM58 255V254H57ZM56 255V256H57ZM64 255V254H63ZM99 256V259H100V257L102 256V254H101V256H100V254H98ZM107 255V254H106ZM164 255V254H163ZM168 255V254H167ZM235 255V254H234ZM263 255V254H262ZM66 256V255H65ZM69 256V255H68ZM74 256H75V254H74ZM80 256V255H79ZM111 256V255H110ZM156 256V260L158 259L157 258V256L158 255H155ZM154 256V257H155ZM175 256V255H174ZM173 256V257H174ZM52 257V256H51ZM59 257V256H58ZM61 257V256H60ZM97 257V256H96ZM94 255L92 256V257H80V258H76V259H73L72 261L73 262H75V261H78L79 263L81 262V261H83L85 264H98L97 262V258H96ZM103 257V256H102ZM105 257H107V256H105ZM112 258H113V256H111ZM111 257H109L108 256V259L110 258V261H109V264H113L112 263V258ZM167 257H169V255L167 256ZM173 257H171L170 256V262L173 260ZM25 258V257H24ZM53 258V257H52ZM74 258V257H73ZM115 258H113V259H115ZM149 258H151V261L149 260ZM163 258H165V257H163ZM189 258V257H188ZM228 258V257H227ZM101 259H104V258H101ZM108 259H107V261H108ZM172 259V260H171ZM182 259V258H181ZM184 259L186 260L187 258H185L184 257ZM263 259H264V257H263ZM23 260V259H22ZM51 260H53V259H50V261ZM59 260V258L57 259V261ZM155 260V261H156ZM228 260V259H227ZM24 261H25V259H24ZM54 261V260H53ZM106 261V263H108ZM114 261V260H113ZM125 261H126V259H125ZM157 261H159V260H157ZM27 262V261H26ZM24 263V264H28V263ZM62 262V261H61ZM65 262V261H64ZM63 262V263H64ZM67 262V261H66ZM65 262V263H66ZM82 262V263H83ZM101 262V261H100ZM102 262H105V261H103L102 260ZM176 262V260H175V258H174V263ZM181 262V261H180ZM213 262V261H212ZM215 262V261H214ZM117 263V262H116ZM155 263H157V262H155ZM160 263V262H159ZM159 263H157V264H159ZM168 263V262H167ZM173 263V262H172ZM171 263V264H172ZM47 264V263H46ZM50 264V263H49ZM59 264V263H58ZM61 264V263H60ZM69 264V263H68ZM81 264V263H80ZM100 264H102V263H100ZM104 264V263H103ZM118 264V263H117ZM161 264V263H160ZM176 264V263H175ZM182 264H183V262H182ZM185 264V263H184ZM189 264V263H188ZM192 264V263H191Z\"/></svg>",
    "mask_w": 264,
    "mask_h": 264
},
{
    "label": "clouds",
    "instance_id": "obj_3",
    "mask_svg": "<svg viewBox=\"0 0 264 264\" xmlns=\"http://www.w3.org/2000/svg\"><path fill=\"white\" fill-rule=\"evenodd\" d=\"M82 95L78 87L65 86L49 96L54 108L64 109L72 105ZM184 184L180 169L175 163H168L162 171L150 173L143 185L127 196L122 197L126 209L150 221H159L170 214L179 202Z\"/></svg>",
    "mask_w": 264,
    "mask_h": 264
}]
</instances>
